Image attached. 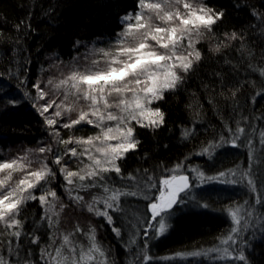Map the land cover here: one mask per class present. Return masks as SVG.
I'll return each instance as SVG.
<instances>
[{"label": "trees", "instance_id": "16d2710c", "mask_svg": "<svg viewBox=\"0 0 264 264\" xmlns=\"http://www.w3.org/2000/svg\"><path fill=\"white\" fill-rule=\"evenodd\" d=\"M204 3L225 13L223 20L213 26L215 38L204 33L196 45L202 59L191 72L184 74L183 83L175 92H166L164 100L153 104L165 112V124L155 131L135 126L140 144L119 161L124 176L132 173L141 178L139 183L109 173L116 180V187L138 193L121 198L123 212L111 213L115 226L121 229L120 237L111 227L102 230V236L116 250L115 260L122 264L225 262L208 259L206 252L230 231L232 222L227 210L239 199L236 190L221 186L222 183L194 190L183 198V203L174 206L173 214L166 219L167 231L154 237L150 229L151 235L146 238L149 201L143 196L149 194L143 186L147 184V176L161 178L169 174L166 169L177 163L213 176L245 165L250 158L254 166L250 175L258 193L254 202L264 200V144L261 143L264 77L249 67L250 64L264 66V33L259 27L260 16H264V0H204ZM137 4L138 0H0V162L7 159L10 149L50 146L53 126L47 125L33 107L36 97L33 85L47 72L49 64L72 65L83 46L113 39L123 29L121 18L129 12L135 14L139 10ZM226 31L242 33L243 41H232L230 47L214 51L216 42L224 39ZM237 127L245 129L239 134V148L225 142L212 147L211 155L200 154L210 145L220 144L221 137L225 141L233 139ZM94 129L80 123L59 133L64 140L86 138L96 132ZM185 129L191 131L187 139L181 135ZM53 149V154L61 155L60 144H54ZM54 172L53 187L62 198L61 191L66 188H61L63 175ZM130 182L135 185H128ZM40 189L35 194L40 195ZM96 190L101 193L100 189ZM253 205L264 218V204ZM69 212L72 218L74 210L70 208ZM45 214L38 199L27 201L19 217L23 222L20 239L0 235V254L8 256L11 243L13 248H18L19 255L14 252L9 259L23 264L27 257L33 264H43L40 248L51 245L49 237L56 235L59 228L58 224L50 228L47 219H41ZM254 233V237L250 234L240 239L239 247L246 262L231 260L232 264H264V225ZM33 236L39 237V245L30 243ZM25 250H31V256ZM193 252L202 255H189ZM145 254L149 256L147 261L143 259Z\"/></svg>", "mask_w": 264, "mask_h": 264}, {"label": "snow or ice", "instance_id": "6c2138e0", "mask_svg": "<svg viewBox=\"0 0 264 264\" xmlns=\"http://www.w3.org/2000/svg\"><path fill=\"white\" fill-rule=\"evenodd\" d=\"M181 6L184 11H181ZM137 7L139 11L135 14L129 12L121 18L122 22L131 21L134 18L136 23L125 25L124 31L119 34L115 51L98 50L102 54L105 65L103 68L97 66L100 61L93 60L92 68L83 72L73 71L55 84L51 80L48 81V85L56 89H64V99L59 104L55 100L43 105L39 104L38 102L44 100L47 93L41 88L39 82L33 85L36 90L33 107L44 116L46 124L50 127L59 123L55 117H61L62 111L70 113L78 110L76 119H71L60 126L71 129L81 122H86L100 129L96 135L86 139L69 137L68 140L61 139L59 131L53 129L51 132L53 139L65 145V151L61 155H55L52 163L59 166V171L66 182L69 199L76 205L86 207L89 213L103 217L117 237H120L121 229L115 226L111 213L123 212L121 198L137 196L138 193L116 187L109 173L115 172L121 180L139 183L141 179L132 173L124 176L119 163L127 153L136 150L140 144L133 122L141 128H148L152 131L165 124V112L159 106L152 107V105L164 100L166 92H175L181 86L184 77L179 73L188 74L202 59L196 44L205 32L212 34L215 38L213 26L222 21L225 15L223 10L216 11L207 6L204 0H155V2L138 0ZM253 14L259 15L255 12ZM153 17L159 23H155ZM260 20L259 27L264 33V16H260ZM19 28L20 25H17L18 30ZM223 35L224 39L218 40L215 44L213 50L216 52H220L222 47H230L232 41L238 39L243 41L242 33L236 31L231 33L226 31ZM185 41H187L186 44ZM243 47L242 43L241 48ZM249 67L264 77V66L257 67L250 64ZM69 97L73 99L66 103ZM81 100L87 102L86 108H78ZM54 105L57 111L52 116H45L44 114L48 113ZM106 122L115 123L109 126ZM244 131L245 129L237 127L232 134L234 138L225 141L224 137H221L220 144L228 142L233 147L238 146L239 134ZM181 135L182 138L187 139L191 131L185 129ZM261 143L264 144V132H261ZM69 144L82 146V150L78 151L77 147L68 148ZM220 144L210 145L200 154L211 155L210 149L219 147ZM38 152L52 153L54 149L50 145L38 148ZM69 155L77 158L83 166L76 171L70 170L64 159ZM81 157H86L88 163L80 159ZM31 164L32 161L27 155L0 162V173L4 174L0 178V226H3L5 230L0 232V235L20 239L19 229H22L23 222L19 217L29 200H39L46 213L41 219H47L50 228L59 223V215L65 205L60 203L59 211L56 210L54 202L59 201L57 193L49 188L42 190L38 196L35 194L36 189L43 188L41 181L47 183L48 178L55 179L56 174L47 163L43 162L38 169L26 171ZM182 167L181 163H177L174 167L166 169L171 174L161 176L158 182L153 181L152 176H147V187L154 189L155 194L149 197L145 193L143 196L149 201L147 209L150 212V219L147 220V227L144 229L145 236L149 235V229H154L155 236L166 232L168 228L166 218L173 214L174 206L184 202L181 194H186V190L191 185L188 176L179 174ZM191 171H195L201 181L216 179V177L205 178L204 173L198 169ZM17 172H24V175L19 180L9 183L13 181V174ZM144 172L147 175L148 170L145 169ZM237 173L238 170L232 171L233 176ZM224 175L223 172L219 173L221 177ZM239 176V182L247 179L251 190L256 191L255 182L251 179L249 172H239ZM229 182L237 183L238 181ZM91 189H101L102 192L91 195V200L85 201L80 192ZM49 197L52 200H49ZM256 203L264 204V200H257ZM97 205H102V207H97ZM242 211L243 206L230 208L228 211V216L234 226L230 228V234H227L226 238L220 239V244L228 245V247L208 249V252L217 253V259L246 262L244 251L239 247L233 235H239L240 229L235 225H240L244 220L241 215ZM247 215L251 216L252 212L249 211ZM244 227H247V222L244 223ZM80 232L83 230L77 226L75 233ZM85 236L88 241L86 248L74 240L73 232L61 233L59 244H57L55 235L50 236L51 245L40 248V260L43 264H109L106 257L110 253H106L97 240L96 229L90 227ZM30 243L39 245V237L33 236ZM131 243L134 244L135 239L131 240ZM53 245H55L54 254L53 251H49ZM232 245H237V248L230 251ZM25 251L28 256H31V250ZM14 252L19 255L18 248H13L9 243L8 256L0 254V264H21L19 260L9 259ZM233 252H236L235 256ZM177 255L184 254L178 253ZM189 255L199 256L202 253L193 252ZM143 259L147 261L149 256L145 254ZM23 264H33V261L26 257Z\"/></svg>", "mask_w": 264, "mask_h": 264}, {"label": "rangeland", "instance_id": "374dc122", "mask_svg": "<svg viewBox=\"0 0 264 264\" xmlns=\"http://www.w3.org/2000/svg\"><path fill=\"white\" fill-rule=\"evenodd\" d=\"M147 2H155V0H147ZM181 11H184L182 6H181ZM153 19H154L155 23H159V21H155L154 17H153ZM127 23H131V24L135 25L136 21L133 18L131 21L123 22V24H122L123 29L111 40L101 41L99 43H93V44L88 45V46H83L81 54H77L75 60L72 62V65L66 66L63 63H59L56 66H54V64H52V63L49 64V69L47 70V72L41 78H39V80H37V82L40 83L41 88L44 89L45 92L47 93V95L45 96V99L40 100L38 103L43 105L46 102H50V101L55 100V102L57 104H59L64 99V89L63 88L56 89V88L48 85L49 80L53 81V83L55 84V83H58L61 79H64L66 76H68L69 73H71L73 71L83 72L89 68H92L93 67V65H92L93 60L100 61V63L97 66L100 68H103L105 65H104L103 60H102V54L99 53L98 50L104 49L106 51H115V49L117 47V40L119 39V34L124 31L125 25ZM186 43H187V41H185V44ZM160 51H163V49H160ZM179 74L181 76H184L183 72H180ZM33 89H34V92L36 95V90L34 87H33ZM72 99H73L72 97H69V101H67L66 103L71 102ZM110 99H112V98H110ZM86 103L87 102L81 100L78 108L79 107H85L86 108ZM152 107H153V105H152ZM55 111H57V108L54 105L52 108L49 109L48 113H45L44 115L45 116H52L55 113ZM77 116H78V110L72 111L70 113H65L62 111L61 117H55V119H57L59 121V123L53 125V129H55L57 131L62 130L63 127L60 126L62 123H68L71 119H76ZM41 117L45 121L44 116L41 115ZM81 123L87 124L86 122H81ZM106 123L109 126H113L115 122H106ZM87 125H89V124H87ZM133 125L138 126V125H135V122H133ZM89 126H91L92 128H95L94 130L96 131L93 135H90V136H94L100 131L99 128H97L93 125H89ZM86 138H84V139H86ZM68 139H65V140H68ZM56 143L57 142L55 140L50 138V145L52 147H54V144L56 145ZM113 143H115V141H113ZM57 144H59V143H57ZM237 145H238V142H237ZM47 146L48 145H45L43 147H47ZM60 146L62 147V149H61L62 153L61 154H63V152L65 151V145L60 144ZM40 147H35V148H30V149H25L23 147H20L18 149H10V151L8 152L9 154H8L7 159H5L3 162L11 161L12 159H16L18 157H23V156L27 155L28 159L32 161V164H31L30 168L27 169L26 171L38 169L41 165V162H43V163H47L50 168H52L54 171L58 172L59 166L52 163V161L55 158V154H53V152L52 153H49V152L39 153L38 148H40ZM67 147L68 148L77 147L78 151L82 150V146H77L75 144H69V145H67ZM231 147H232V145H231ZM234 148H239V147L236 146ZM240 148H243V147L240 146ZM45 157H47L46 160H45ZM64 159L67 162L66 166L70 170L76 171L79 167L83 166L79 163L77 158L71 157L70 155L65 156ZM80 159L84 160L85 163H88L86 157H81ZM249 159L247 160L245 165L239 164L236 168L231 169L228 172H224L225 175L222 177L219 176V174L210 176V175H206L204 173L205 178L216 177L215 180H211V181H208L207 179H205L204 181H201L197 177V173L195 171H191L192 169H196V168L190 167L186 164L183 165V167L180 169V172H179V174L186 175L189 177L190 185H191L190 188L188 190H186V194L185 193L181 194L183 196V198L185 196H190L194 190L200 189L204 186L214 184V183L215 184H217V183L221 184L222 183L221 186H224L228 189L236 190L235 192L238 195L239 199H236V201H234V203H232V205H230V207L228 208L227 211H229L230 208L243 206V211L241 212V215L244 217V220H242L240 225H235L236 227H238L240 229L239 235L237 236V235L233 234L234 238L237 240L238 245H240V239L241 238L245 239V236L250 235V234L253 235V237H254L256 235V233H254V232H257L264 225V218L262 217V215L257 213L258 210H257V208H254V205H253V204L257 205V203L254 202V199L256 200L258 193L256 191L251 190V188L248 185L247 179H245L243 182H239L240 181L239 172H249L250 174L253 173L252 171L254 170V168H253L254 166H253L252 162L249 161ZM234 170H238V173L236 176L232 175V171H234ZM199 171H201V170H199ZM170 174L171 173H169L167 175H170ZM3 175H4L3 173H0V178H2ZM23 175H24V172L14 173L13 174V181H10L9 183H13L16 180H19ZM250 177H251V175H250ZM251 179L253 180L252 177H251ZM61 180H62L61 185H63V186H61V188L64 189L66 187V182L64 181L63 176H62ZM158 180H159V178L153 177V181L158 182ZM232 180H236L238 182L237 183H230L229 181H232ZM114 181H116V180L114 179ZM40 183H41V185H44L43 188L40 190H46V189L51 188L55 191V188L53 187V180L51 179V177L48 178L47 183H45L44 181H41ZM145 183L148 184L147 179H146ZM127 184L133 185L134 183L130 182ZM127 184L125 185V184L121 183V185L122 186L125 185V187H127ZM147 184L144 185L143 188L147 189L149 197H151L152 195L155 194V190L148 188ZM63 191H61L63 197L59 198V201L54 202L56 205L57 211H59V204L60 203H63L65 205L64 210L62 212H60V215H59V223H58L59 228H58V231L55 235V238L57 240V244H59V242H60L61 233L66 234L68 232H73L74 233V240L77 243L83 244L86 248L88 245V241L86 239L85 233L88 232L90 227H94L96 229L97 240L101 243L104 251L106 253H110V255H108L106 257V259L109 261V264H122L120 261L117 262V260H115V256H116L115 251L116 250H114V248L111 247V245L106 241V238L102 236L103 235L102 230L104 229V227L106 226L107 228H110L111 226H109L106 223V221L103 217H97L93 213H89L87 211L86 207L74 204L72 202V200L69 199V196L65 193L66 188ZM101 192H102V190H101ZM94 194H101V193L98 192V190H96V189H91L89 191H81L80 192V195L84 196L85 201L91 200V195H94ZM249 198H251L250 202H248ZM49 200H52V198L49 197ZM237 200H239V201H237ZM252 202H253V204H251ZM252 205H253V207H252ZM97 207H102V205H97ZM70 208H72V210H74V215L73 216L71 215L72 218H69ZM249 211L252 212L251 216L247 215V213ZM148 215H149V219H150V212L149 211H148ZM53 218L56 219V217H53ZM245 222H247V227H244ZM153 223H155V222H153ZM77 226H79L83 230V232L75 233V229ZM232 226H234V225L231 223L230 227H232ZM156 227H158V225H156ZM2 230H3V226H0V231H2ZM148 232H149V235H151L150 229L148 230ZM152 232H153L154 237H158V236L154 235V229L152 230ZM227 234H230V231ZM149 235L146 238H148ZM226 235L224 238H226ZM236 246L237 245H232L230 248V251L232 249L237 248ZM54 247H55V245H54ZM54 247L52 249L53 254H54ZM216 247H228V245H221L219 243ZM206 253H207L206 255H207L208 259H211L214 261H225L224 264H232L233 263V261H231L232 259H223V260L217 259L216 258L217 253L208 252V251ZM234 254H235V252H233V256H235Z\"/></svg>", "mask_w": 264, "mask_h": 264}]
</instances>
